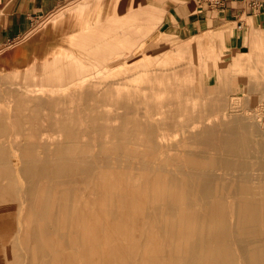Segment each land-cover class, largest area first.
Segmentation results:
<instances>
[{
  "label": "bare ground",
  "instance_id": "obj_1",
  "mask_svg": "<svg viewBox=\"0 0 264 264\" xmlns=\"http://www.w3.org/2000/svg\"><path fill=\"white\" fill-rule=\"evenodd\" d=\"M217 39L223 42L218 30L192 38L178 49L180 53L191 52L184 56L185 62L168 70H143L141 79L145 85L138 88L115 83L98 92L100 88L90 75L74 77V81L81 79L80 85L72 82L68 85L62 82L67 77L57 64L42 74L55 77L59 84L38 87L9 81L3 86L6 80H1L0 100L4 98L5 104H0V250L6 248L9 252L17 248L15 264H26L23 235L26 226L36 220L45 234L56 232L62 242L76 250L80 245L72 239L74 236L69 239L68 233L63 232L67 227L86 225L76 220L86 216L102 218L117 212L126 214L136 209L134 190L127 194L129 202L121 199L120 204H114L112 199L105 198L107 168L125 166L142 170L144 184L165 186L150 193L156 199L147 211L159 219L158 230L165 229L162 234L156 233L159 237L153 234L152 241L156 240L155 243L162 236L167 249L156 252V248L148 247L150 243L142 237L148 226L145 221L141 224L145 231L140 230L137 240L142 238L140 242L146 243L138 244L136 249H129L128 245L111 247L105 251L106 264H264V118L252 112L244 126L226 125L231 114L228 97L222 96L224 102L218 106L210 101L205 88L198 92L189 86L198 82L199 68L209 72L208 67H213L221 82L222 67L236 68L232 72L239 75L238 68L245 66L246 72L240 79L246 98L251 101V92L264 90L259 87L264 82V31L251 28L248 50L235 52L227 63L221 61L217 52ZM13 55L16 56V51ZM95 96L98 102H83ZM104 99L106 102H102ZM170 113H180L191 120L180 128V132H186V142L178 143L167 134V121L158 115ZM79 114H84V118H79ZM136 114L142 119L134 118ZM47 115L52 117L46 118ZM136 130L141 134H135ZM90 131L98 133L91 136L87 134ZM223 133L238 136L226 146L224 140L219 141ZM120 135L123 140L130 138L134 144L141 143L145 149L122 150L124 141H120ZM90 145L98 146L99 154H88L86 148ZM180 146L190 150L182 152ZM210 151L216 155H204ZM227 155L236 166H223L228 161L224 158ZM136 156L142 157L134 161L132 157ZM167 164L178 166L168 168ZM184 164L188 169L183 168ZM67 176H72V185H66ZM25 177L30 178L29 184ZM36 178L40 181L31 182ZM114 178V188L120 190L122 177L117 173ZM79 181L89 183L78 187ZM95 192L105 193L102 202H97L100 205L89 197ZM160 197L169 198L162 207L156 202ZM26 216L30 219L28 225ZM179 226L190 230L188 239L182 238ZM172 228L179 230L168 231ZM179 244L186 248L181 251ZM78 253L84 258L93 254L90 245ZM71 254L64 264L82 263L76 253ZM3 257L0 252V264Z\"/></svg>",
  "mask_w": 264,
  "mask_h": 264
},
{
  "label": "rangeland",
  "instance_id": "obj_2",
  "mask_svg": "<svg viewBox=\"0 0 264 264\" xmlns=\"http://www.w3.org/2000/svg\"><path fill=\"white\" fill-rule=\"evenodd\" d=\"M53 16L51 14H47L41 18H38L35 21L34 25L31 27V30L33 31L32 33H36L37 31H39L37 32L38 33L37 35H40L41 36L40 39H42V41L44 40V42H41L39 44H34L33 41H30L28 43L27 42L22 43L24 40H27V38L25 39L17 38L15 40L14 39L10 40L8 43L2 46L0 50V78H1L0 83H2L1 80L3 81L6 80V82L2 83L3 86H7L9 84L8 83L9 81H17L20 82L21 84H24V86L36 85L38 87H46L51 84L52 85L59 84V82L57 81V79H55V77H51V76L48 77L49 75L42 74L43 71L51 69L57 64L59 70H64L65 75L67 77V79L64 78L62 82L67 83L68 85L71 82L80 85L81 79H77L76 81H74L75 80L74 77L77 76L83 77L84 75H88V76L90 75L91 79L94 80L96 84H98V87L100 88L98 92H103V90L112 87L113 85H115V83H126L131 87L138 88L139 86L145 85V82H143V80L141 79L142 77L141 74L143 70L145 69H155L156 71L168 70L174 65H178L180 63L185 62L187 58H185L184 56L190 55L191 53L188 51H184L183 53L178 52L180 46L184 45L190 40L182 43L174 44L172 46H169V48H165V46H163L162 43L160 45L158 42L156 48H152L150 50L145 48L143 49L142 47L141 52H137L135 54H132L130 52L128 53L116 52L114 48L110 46L109 43L98 40L101 38L102 35L101 30L105 32L113 33L115 34V36H117L116 30L111 31L103 27H98L99 32L96 33L97 35L95 36V38H93V36L87 35L86 37H80L79 39L71 38L68 43L60 44L58 42L50 41L49 39H47V37H45V35H43L48 31V26L50 25L49 20ZM248 20L250 22V19ZM216 30L220 32V39L223 40L226 31H224L222 28ZM204 32H207V30ZM201 33L203 32H200L199 34ZM85 34H89V33H85ZM141 35L143 36L144 34ZM115 36L111 34L110 35L105 34L104 39L107 38L113 39L115 38ZM215 45L217 46V52L221 56L220 57L221 61H223L224 63L230 61V59L232 58L233 54H235V52L237 51L245 52L249 48V46H245L239 50L224 51L225 45L223 42L219 43L218 39L216 40ZM14 51H16V56L13 55ZM68 60L69 63L66 64ZM178 67H181V65H179ZM208 68H209V72H207L206 71L207 69L204 67L197 69L198 82H191L189 86H191L192 88H197L198 92H200L201 89L205 88L204 92H209V96L211 99L209 100L211 102H214L218 106L222 105L224 102V99L222 100V96L228 97L227 101L230 103V105L228 106V110L231 112V114L229 117L230 120L225 122L226 125L232 127L241 126V125L244 126L246 122V117L252 112H255L258 115L257 116L258 118L259 117L264 118V90L257 89L251 92L250 93L251 101L247 100L246 98V93L243 89L244 84L240 79V77H242L246 72L245 66L238 68L239 75H236L235 73L232 72L233 70H237L236 68L229 70L226 68V66L222 67L223 72H221V77L223 80L221 82H219L218 80L217 71L213 67H208ZM35 73L36 75L34 76ZM45 77L49 79H46ZM260 86L264 87V82H262L259 85V87ZM83 102L96 103L98 102V99L95 96L91 100L87 99V100H83ZM102 102H106V99H104V101ZM0 104L4 106L5 104L4 98L0 100ZM118 110L120 111L121 109L118 108ZM156 110H158V108H156ZM84 116H85L84 114L78 115L79 118L82 117L84 118ZM51 117L52 115L46 116V118H51ZM158 117L161 119H165L167 121V125L169 127V129L167 130V134H169L174 141H178V143L186 142V135H185L186 132L185 133L180 132V128L181 126H186L188 121H191L189 119L187 120V118H189L188 116L181 115L180 113H170L167 115L166 114L158 115ZM216 117L218 119L220 118L219 115ZM134 118L138 120L142 119V117H140L137 114L134 115ZM128 124L131 125L130 122ZM97 133L98 132L96 131H90L87 134L91 136H96ZM135 134H141V133L136 130ZM236 136H238V134L223 133V137L219 141L224 140V145L227 146L232 141H234V139H236ZM93 141H96L95 137H93ZM120 141H124L123 146H121L122 150L143 151L145 149V147L141 143L134 144L130 138L123 140L122 135H120ZM49 148L52 149L53 145H50ZM86 149L88 150L87 151L88 154L89 153L99 154L98 146L90 145ZM180 149L182 150V152H186L190 150L185 147L183 148L182 146H180ZM193 149L195 151L198 150V148L195 147ZM37 153L41 155V151L39 148H37ZM204 155L214 156L216 155V153H211L210 151V153ZM142 156L132 157V159L136 161L138 160V158ZM224 158L228 161L226 163H223V166H230V167L236 166V164L232 161L231 156L227 155ZM108 159L110 160V157ZM166 166L168 168H176L178 165L167 164ZM183 168L188 169V165L184 164ZM117 173L122 177V182L120 181L119 183L120 190L116 189V186L114 188L116 181L114 177L116 176ZM24 179L25 182L29 184L28 179L30 180V178L25 177ZM65 180H66V185H72L73 182L72 176H67ZM36 181H38V178L34 179V181L31 182L36 183ZM85 183H89V182L79 181L78 187L81 186L84 187ZM164 187H163V183L153 184V182H150L148 184L147 183L144 184L142 179V170L136 167L135 169H127L125 166L122 167L120 166L113 170V167L109 166L107 168V185L105 190L106 197H105V193L95 192L90 194L89 196L90 199L94 200L95 205H100L97 202H102L101 196L103 197V199L104 197L108 199H112V203L114 202V204L115 202H118L120 204L121 199L124 200V202H129L131 198H129L127 194H129V191L131 189L132 191L134 190L135 193L134 195L135 199L133 205L135 206L136 209L134 210L132 208L126 214L122 212H117L116 214L104 216L102 218H99L97 216L96 217L86 216V217H81L80 220H76L78 222H85L86 225L81 227H67L65 228V230H63L64 234L68 233L67 237L69 239H71V237L74 236L72 239H75L77 244L81 246L80 247L77 245L76 250L74 246L71 248L69 244L62 242L61 238L58 235H56V232L46 231L47 233L45 234L43 232V230L45 229H43L40 226V224H38L39 221L36 220L33 224L31 223L30 225L33 227L34 226L37 227L29 228L30 225L26 226L28 229L23 235V239L25 242L23 248L27 252V257H28L27 263L28 264H36V263L64 264V260L68 255H70L71 253L73 254L76 253V255L80 257V258L78 257V260L80 261L79 263L82 262L81 264L84 263L89 264L90 262H94V264H106L105 260L107 259L108 254L105 253V251L110 250L111 247L118 246L119 248L120 247L125 248L128 245L127 247L128 248L130 247L129 249H133V248L136 249L138 244L144 245L146 242H148L147 244L150 243L148 247H150L151 250L152 248H156L155 250L156 252L165 251V248L167 246L164 244L162 236L159 241L155 243L154 241L156 240L152 241L153 234L156 233L162 234L164 233L165 229L158 230L157 227H159V219L153 216L152 211H147L148 209H150L149 206L150 204H152V201L156 199V195L154 194L150 195V193L156 188L161 189ZM121 196L123 198H121ZM168 199H169L168 197H160L157 199L156 202L159 206L162 207L164 205L163 202L167 201ZM125 205L127 204L125 203ZM26 217H28L27 218L28 219L27 225H28L30 219L29 216ZM75 219L76 218H74V220ZM145 221L146 223H148V226L145 228L146 235H143L142 237L145 236L144 238L145 241L146 239L148 241L144 243V242H140L142 238L140 240H137V238L140 237L141 234L140 230L145 231L144 227L143 226L141 227V224H144ZM90 223L92 224L90 225ZM113 224L115 226H113ZM116 225H118V227H116ZM46 228L50 229L51 227L47 226ZM179 228L168 229V231L174 232L175 230H179L182 234V238L188 239L190 237L189 234L190 230L182 226H179ZM72 232H74L75 235ZM123 235L128 236L129 239H124L125 237H123ZM156 236L159 237L157 234ZM47 239L49 243H52L51 244L52 247H50L51 245L48 243ZM41 241L42 243H40ZM113 241H115V243ZM88 245L91 246L93 254L89 258H84L85 256L81 253H78V251L83 252L85 250V246L87 247ZM179 248L181 251H183L186 247L183 244H179ZM15 249L16 250L11 249L9 250V252L6 248L0 250V252L4 256L3 264H15L17 260V255L19 254V250L17 248ZM69 249H71L70 252L67 251ZM41 254L43 255L44 258L42 257ZM135 254H137V252Z\"/></svg>",
  "mask_w": 264,
  "mask_h": 264
},
{
  "label": "crops",
  "instance_id": "obj_3",
  "mask_svg": "<svg viewBox=\"0 0 264 264\" xmlns=\"http://www.w3.org/2000/svg\"><path fill=\"white\" fill-rule=\"evenodd\" d=\"M47 14L54 15L43 34L50 41L65 44L71 38H95L98 27H103L116 30L117 36L101 30L98 40L116 52L132 54L142 47L156 48L158 42L169 48L221 28L226 31L224 51L239 50L248 46L251 28L264 31V7L250 11L241 0H227L214 10L196 0H0V50L17 38H27L22 43L44 42L31 27ZM105 34L115 38L104 39Z\"/></svg>",
  "mask_w": 264,
  "mask_h": 264
},
{
  "label": "built area",
  "instance_id": "obj_4",
  "mask_svg": "<svg viewBox=\"0 0 264 264\" xmlns=\"http://www.w3.org/2000/svg\"><path fill=\"white\" fill-rule=\"evenodd\" d=\"M199 4L205 5L210 10L223 8L227 0H196ZM246 9L259 11L264 7V0H241Z\"/></svg>",
  "mask_w": 264,
  "mask_h": 264
}]
</instances>
